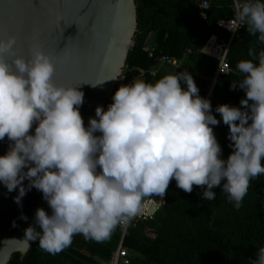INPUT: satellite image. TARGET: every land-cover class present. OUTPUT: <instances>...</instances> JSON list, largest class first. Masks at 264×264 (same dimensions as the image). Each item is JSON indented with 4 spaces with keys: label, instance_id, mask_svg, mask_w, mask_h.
<instances>
[{
    "label": "clouds",
    "instance_id": "clouds-1",
    "mask_svg": "<svg viewBox=\"0 0 264 264\" xmlns=\"http://www.w3.org/2000/svg\"><path fill=\"white\" fill-rule=\"evenodd\" d=\"M237 8L238 25L264 43V2L245 0ZM16 44L15 36L0 38V140L11 142L0 156V183L9 192L18 189V205L26 190L42 193L51 214L37 208L41 231L24 230L41 250L59 254L77 234L108 240L143 212L144 198L164 202L173 179L185 193L204 187V200L215 199L212 189L221 187L239 209L250 182L264 175V50L258 56L249 50L252 59L237 64L243 78L231 87L245 93L240 107L215 108L229 130L232 151L225 160L211 127L220 121L188 72L121 85L107 110L97 106L85 127L84 93L54 83L56 67L38 43L27 60L16 55ZM252 264H264V247Z\"/></svg>",
    "mask_w": 264,
    "mask_h": 264
},
{
    "label": "trees",
    "instance_id": "trees-1",
    "mask_svg": "<svg viewBox=\"0 0 264 264\" xmlns=\"http://www.w3.org/2000/svg\"><path fill=\"white\" fill-rule=\"evenodd\" d=\"M201 1L135 0L138 31L123 74L127 79L137 78L140 70H145L143 78L136 80L155 83L175 73L161 68L155 75L148 73L151 67L159 64L158 56L167 55L179 61L188 56L190 66L177 72H188L199 89L198 95L210 101L212 115L220 121L211 127L222 149L221 158L226 160L232 151L227 138L229 130L215 108L221 104L240 107L245 93L238 86L231 87L233 82L243 78L237 64L252 59L249 50H254L258 56L264 50V43L258 40L259 33L251 35L244 25L228 50V74L216 79L207 96L218 62L202 49L211 36L228 38L229 34L217 27L216 22L234 17L237 4L245 0H207L209 7L205 18L199 15ZM151 34L153 52L149 56L143 48ZM253 62L258 64V60ZM181 86L186 88L183 82ZM119 87L116 86L114 93ZM111 103L107 102L102 108L107 110ZM204 190V187L193 185L192 192L185 193L173 179L164 202L150 215L128 225L122 240L127 255L118 264H252L257 250L264 247V175L250 182L239 209L227 201L221 187L212 189L216 193L213 200L202 198ZM120 237L119 226L104 242L77 234L71 246L56 255L41 250L36 240L22 260L15 252L7 264H108Z\"/></svg>",
    "mask_w": 264,
    "mask_h": 264
},
{
    "label": "water",
    "instance_id": "water-1",
    "mask_svg": "<svg viewBox=\"0 0 264 264\" xmlns=\"http://www.w3.org/2000/svg\"><path fill=\"white\" fill-rule=\"evenodd\" d=\"M137 31L135 0H0V38L15 36L16 55L26 60L33 44L40 45L56 67L54 83L78 86L84 93L79 112L85 127L97 106L113 102ZM5 59L10 62L12 57ZM10 143L6 137L0 140V156ZM22 183L27 189L29 181ZM17 195L18 189L9 192L0 183V264H7L15 252L24 258L35 242L26 240L24 230L31 225L41 231L34 222L36 209L51 210L34 187L19 205L13 199Z\"/></svg>",
    "mask_w": 264,
    "mask_h": 264
},
{
    "label": "built area",
    "instance_id": "built-area-1",
    "mask_svg": "<svg viewBox=\"0 0 264 264\" xmlns=\"http://www.w3.org/2000/svg\"><path fill=\"white\" fill-rule=\"evenodd\" d=\"M209 7V3L207 0H202L201 3L199 4V15L202 18L206 17V10ZM238 11V8L236 9V13ZM217 27H219L220 29L226 31L229 36L227 39H220L217 36H211V38L208 40V42L206 43V45L203 47L204 48V52L210 56H212L213 58L216 59L217 63V68L215 70V73L212 77L210 86H209V91H208V95H210V92L213 88V85L216 81V79L220 76V75H226L228 74L230 67H229V63L227 60V55H228V50L230 48V44L231 41L233 40V38L237 35V32L244 26L243 24H239L236 21V14L234 17H230L227 19H219L216 22ZM134 45V42L131 44V47ZM149 56L152 55L153 52V48L149 47L147 45H145V47L143 48ZM203 51V49H202ZM157 61L159 64H170L175 66L177 63V60L173 57H169L167 55H160L157 57ZM144 76V72L143 70H140L139 75L137 78H130L127 79L125 78L124 74H122L118 81H117V85L121 86V85H128L131 84L132 81L139 79V78H143ZM116 85V86H117ZM154 201V202H153ZM161 200L160 198H144L143 201V205H144V210L143 212L138 215L137 217H135L132 221H134L137 218H144L148 215H150L152 213V211L154 209H156L160 204H161ZM121 229V237H120V241L115 249V251L112 253V256L108 262V264H118L120 261L124 260L126 258L127 252L126 249L123 247L122 245V240L123 237L126 234L127 231V226H119Z\"/></svg>",
    "mask_w": 264,
    "mask_h": 264
},
{
    "label": "rangeland",
    "instance_id": "rangeland-1",
    "mask_svg": "<svg viewBox=\"0 0 264 264\" xmlns=\"http://www.w3.org/2000/svg\"><path fill=\"white\" fill-rule=\"evenodd\" d=\"M152 37L153 35L151 34L149 36L150 41H152ZM189 59V57L187 56L185 59H183V61H177L175 66H168V65H160V68L163 69V71H168V72H177L179 70H182L184 68H187L189 66V64H187V60ZM185 62V64H184Z\"/></svg>",
    "mask_w": 264,
    "mask_h": 264
},
{
    "label": "crops",
    "instance_id": "crops-1",
    "mask_svg": "<svg viewBox=\"0 0 264 264\" xmlns=\"http://www.w3.org/2000/svg\"><path fill=\"white\" fill-rule=\"evenodd\" d=\"M152 41H153V37H152ZM152 41H150V38L148 37V42L146 43V45L149 46V47H151L152 46V44H151ZM203 51H204V48H203ZM177 61H179V60H177ZM188 61H189V59L187 60V64H189ZM184 64H185V62H184ZM160 65H162V64H158L155 67H151L147 72L150 73L151 75H155L156 73H158V70L160 69ZM143 72L145 73L146 71L143 70ZM156 198H159V197H156Z\"/></svg>",
    "mask_w": 264,
    "mask_h": 264
}]
</instances>
